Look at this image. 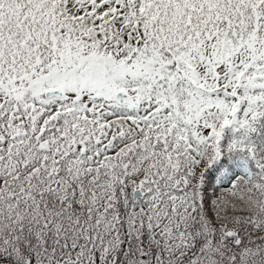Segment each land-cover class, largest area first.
<instances>
[{
    "label": "snow or ice",
    "instance_id": "1",
    "mask_svg": "<svg viewBox=\"0 0 264 264\" xmlns=\"http://www.w3.org/2000/svg\"><path fill=\"white\" fill-rule=\"evenodd\" d=\"M0 264H264V0H0Z\"/></svg>",
    "mask_w": 264,
    "mask_h": 264
}]
</instances>
